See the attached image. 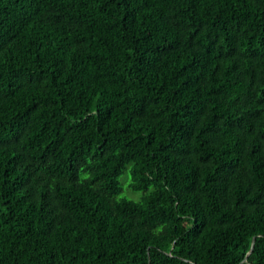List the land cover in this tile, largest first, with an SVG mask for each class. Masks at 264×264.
<instances>
[{"label": "trees", "instance_id": "trees-1", "mask_svg": "<svg viewBox=\"0 0 264 264\" xmlns=\"http://www.w3.org/2000/svg\"><path fill=\"white\" fill-rule=\"evenodd\" d=\"M255 237L242 264L264 0H0V264H240Z\"/></svg>", "mask_w": 264, "mask_h": 264}, {"label": "rangeland", "instance_id": "rangeland-1", "mask_svg": "<svg viewBox=\"0 0 264 264\" xmlns=\"http://www.w3.org/2000/svg\"><path fill=\"white\" fill-rule=\"evenodd\" d=\"M121 187H122V192L119 195V197H126L128 199L134 200V201H139L142 196L143 193L142 192H134L130 189V182H131V178H130V174L129 171H125L119 178Z\"/></svg>", "mask_w": 264, "mask_h": 264}, {"label": "water", "instance_id": "water-1", "mask_svg": "<svg viewBox=\"0 0 264 264\" xmlns=\"http://www.w3.org/2000/svg\"><path fill=\"white\" fill-rule=\"evenodd\" d=\"M256 239H257L256 237L253 239L252 248H251L250 252L247 254V256L244 258V260H243L240 264L245 263V262L248 261V258H249V256L251 255V253H252V251H253V248H254V246H255Z\"/></svg>", "mask_w": 264, "mask_h": 264}]
</instances>
